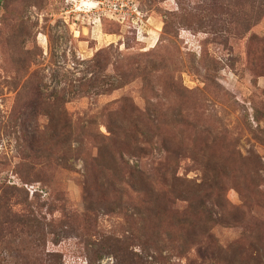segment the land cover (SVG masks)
<instances>
[{
	"label": "rangeland",
	"instance_id": "obj_1",
	"mask_svg": "<svg viewBox=\"0 0 264 264\" xmlns=\"http://www.w3.org/2000/svg\"><path fill=\"white\" fill-rule=\"evenodd\" d=\"M187 6V0H0V197L6 202L0 212L7 220L0 235L15 233L12 213L38 199L55 221L46 247L60 253L62 264H112L97 245L100 232L126 236L138 228L134 195L133 208L123 196L114 204L121 203L120 211L104 214L107 196L128 193L121 182L109 194L90 160L93 176L85 182L87 135L81 151L76 142L55 144L64 107L75 135H107V117L115 112L125 129L152 114L181 113L179 176L198 180L203 163L214 164L225 199L243 212L237 226L216 228V238L227 245L256 235L264 245V16L241 38L233 30L228 37L192 31L182 19L163 32L164 20L181 10L184 17ZM148 150L141 165L151 169L165 154L157 140ZM88 194L89 202L97 197L95 212L86 211ZM178 253L165 248L154 264L195 258ZM254 255L243 254L241 264H255Z\"/></svg>",
	"mask_w": 264,
	"mask_h": 264
},
{
	"label": "trees",
	"instance_id": "obj_2",
	"mask_svg": "<svg viewBox=\"0 0 264 264\" xmlns=\"http://www.w3.org/2000/svg\"><path fill=\"white\" fill-rule=\"evenodd\" d=\"M187 1L184 17L181 10L174 13L173 18L164 20L163 32L167 33L175 22L182 19L192 31H201L212 37L221 34L228 37L233 30L234 36L241 38L264 16V0ZM241 12L248 15L243 16ZM119 87L120 85L113 89ZM175 90L176 94L181 92L180 89ZM96 94L101 95L98 92ZM60 115L63 117V123L59 133L46 138L52 137L56 140L55 144L67 148L70 143L76 142L77 150L81 151L82 146L86 144L83 140L87 135L92 144V153H85L83 160L85 182L88 183L93 176L86 163V160H90L99 170L94 174L98 176L99 173L105 178L104 186L107 190L110 189L109 194L114 193L116 182H121L123 188L128 190V193L131 192V196L127 192L117 191L118 195L107 196L110 208L104 211V214L120 211L121 203L118 204V209L114 204L123 196L133 208L134 195V214L139 218L138 228L128 232L126 236L100 232L102 234L98 238L97 245L103 254L111 255L112 264H154L165 248L185 254L187 258L192 252L195 258H188L190 264L195 261L197 264L198 260L201 261L200 264L206 261L210 264H241L243 254H251L252 251L255 255L249 259L255 261V264H263L264 245L259 236L254 235L252 239L244 242L240 238L223 245L214 234L218 227L233 228L243 220L241 208L230 205L225 199L214 164L203 163V175L198 180H187L179 176L184 131L180 128L186 121L181 113L152 114L147 116L145 122L136 119L135 122L142 125L134 122L127 129L117 121V113H111L105 126L107 135L80 130L76 131L75 135L73 123L68 119L64 107ZM130 116H133L132 112ZM95 122L94 119L90 120L91 124ZM45 134L42 132V135ZM33 136L34 134L31 135ZM156 140L159 141L165 156L160 157L156 167L146 169L141 165V160L149 156L148 147ZM126 156H133L136 159L134 164H130L125 159ZM89 198H92V195H86L84 200ZM37 202L40 201L29 199L27 202L35 204L36 211L27 204L26 212H11L13 217L10 222L17 231L12 235L10 231L9 235H0V264H62L60 253L46 247L48 236H53L55 231V221L47 219L41 211L42 204ZM96 202L97 197L94 195L93 201L88 200L86 211H97L96 205L93 204ZM0 204H6L1 197ZM4 223H7V220L1 210L0 232H3ZM132 240L138 242L135 244L137 248L130 244Z\"/></svg>",
	"mask_w": 264,
	"mask_h": 264
}]
</instances>
